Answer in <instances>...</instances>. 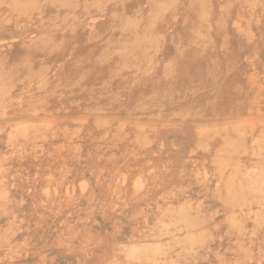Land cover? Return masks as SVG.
<instances>
[{
  "label": "rangeland",
  "instance_id": "374dc122",
  "mask_svg": "<svg viewBox=\"0 0 264 264\" xmlns=\"http://www.w3.org/2000/svg\"><path fill=\"white\" fill-rule=\"evenodd\" d=\"M0 264H264V0H0Z\"/></svg>",
  "mask_w": 264,
  "mask_h": 264
}]
</instances>
